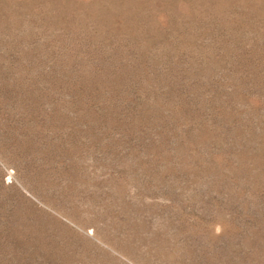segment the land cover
<instances>
[{
	"label": "rangeland",
	"instance_id": "1",
	"mask_svg": "<svg viewBox=\"0 0 264 264\" xmlns=\"http://www.w3.org/2000/svg\"><path fill=\"white\" fill-rule=\"evenodd\" d=\"M0 264H264V0H0Z\"/></svg>",
	"mask_w": 264,
	"mask_h": 264
}]
</instances>
